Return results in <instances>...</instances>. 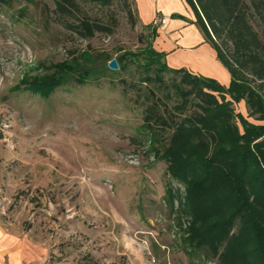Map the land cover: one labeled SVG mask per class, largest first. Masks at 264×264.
I'll return each mask as SVG.
<instances>
[{"label": "rangeland", "instance_id": "374dc122", "mask_svg": "<svg viewBox=\"0 0 264 264\" xmlns=\"http://www.w3.org/2000/svg\"><path fill=\"white\" fill-rule=\"evenodd\" d=\"M54 9L53 0L0 6L1 226L21 237L25 264H190L165 201L167 185L180 184L140 135L143 109L121 80L150 89L138 65L150 33L135 2V24L120 2L86 6L118 21L112 34L92 39L67 31ZM125 52L140 58L106 76L108 59ZM89 56L101 65L75 68L87 84L69 76L49 98L25 90L57 64ZM235 108L248 117L243 102Z\"/></svg>", "mask_w": 264, "mask_h": 264}, {"label": "trees", "instance_id": "16d2710c", "mask_svg": "<svg viewBox=\"0 0 264 264\" xmlns=\"http://www.w3.org/2000/svg\"><path fill=\"white\" fill-rule=\"evenodd\" d=\"M8 2L0 0V6ZM53 2L56 21L83 39L112 34L118 22L114 13L107 21L94 17L86 11L89 5L103 11L120 2L136 23L134 0ZM187 2L231 73L229 86L169 67L165 53L153 46L158 34L153 24L146 25L150 38L139 55L144 62L138 64L140 83L150 89L135 79L121 80L143 109L140 135L180 184L167 185L165 201L177 218L190 264H264V0ZM139 56H118L119 70L106 63V76L126 72ZM74 62L57 64L53 74L31 80L25 90L49 98L69 84V76L80 85L89 82L88 74L76 76L77 66L89 71V66L101 65L93 56ZM166 74L172 75L170 81ZM242 101L256 122L236 111Z\"/></svg>", "mask_w": 264, "mask_h": 264}, {"label": "crops", "instance_id": "0c3cea01", "mask_svg": "<svg viewBox=\"0 0 264 264\" xmlns=\"http://www.w3.org/2000/svg\"><path fill=\"white\" fill-rule=\"evenodd\" d=\"M135 10L143 25H150L158 15L169 20L157 26L154 48L165 53L167 65L185 68L194 74L217 80L224 86L231 83V73L220 61L217 51L207 41L196 22V15L187 0H134ZM243 107L247 111L244 101ZM28 253L21 237L0 224V264H25Z\"/></svg>", "mask_w": 264, "mask_h": 264}, {"label": "built area", "instance_id": "2783aa9c", "mask_svg": "<svg viewBox=\"0 0 264 264\" xmlns=\"http://www.w3.org/2000/svg\"><path fill=\"white\" fill-rule=\"evenodd\" d=\"M169 20V16L167 15H158L154 21H153V25L155 27L159 26V25H164L167 21Z\"/></svg>", "mask_w": 264, "mask_h": 264}, {"label": "water", "instance_id": "95a60500", "mask_svg": "<svg viewBox=\"0 0 264 264\" xmlns=\"http://www.w3.org/2000/svg\"><path fill=\"white\" fill-rule=\"evenodd\" d=\"M109 68L112 70H119L120 66L118 64L117 59H112L110 60L109 64H108Z\"/></svg>", "mask_w": 264, "mask_h": 264}]
</instances>
